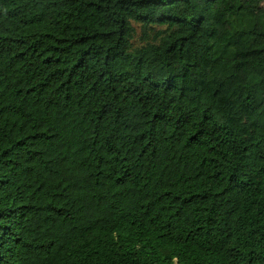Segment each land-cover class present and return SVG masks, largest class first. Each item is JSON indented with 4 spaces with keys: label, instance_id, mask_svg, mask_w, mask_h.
<instances>
[{
    "label": "trees",
    "instance_id": "obj_1",
    "mask_svg": "<svg viewBox=\"0 0 264 264\" xmlns=\"http://www.w3.org/2000/svg\"><path fill=\"white\" fill-rule=\"evenodd\" d=\"M0 264H264V0H0Z\"/></svg>",
    "mask_w": 264,
    "mask_h": 264
}]
</instances>
